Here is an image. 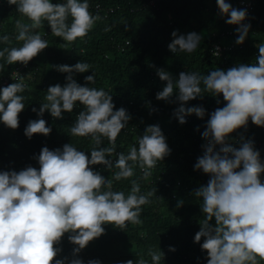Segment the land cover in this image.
<instances>
[{"label":"clouds","instance_id":"clouds-1","mask_svg":"<svg viewBox=\"0 0 264 264\" xmlns=\"http://www.w3.org/2000/svg\"><path fill=\"white\" fill-rule=\"evenodd\" d=\"M16 6L21 19L15 21V41L21 46L4 47L0 60L7 65L29 62L49 47L42 29L47 25L51 34L64 42L74 43L85 38L102 18L89 10L88 0H7ZM220 18L227 25H235V43L243 45L249 36L251 24L247 23L246 8H234L226 0H216ZM71 18V19H70ZM46 22V24H45ZM106 31L109 29H105ZM129 31L130 25L125 24ZM167 45L169 52L193 53L199 47L202 35L195 31L171 33ZM9 35L0 36V43L12 44ZM258 55L254 63H238L227 69L216 67L206 75L181 71L177 76L157 68L156 75L164 82L156 99L178 105L172 116L181 124L186 117L200 119L208 116L201 133L205 141L203 154L197 157L194 171L208 176L206 184L194 189L192 194L200 198L203 220L193 243L206 253V264H262L264 262V160L254 140L247 138L249 121L264 128V43L256 44ZM213 53L219 54V46ZM54 70L66 74L65 83L47 88L39 109L32 107L37 119L29 120L24 135L31 140L36 134L49 136L52 128L43 119L49 112L54 119H63L64 113H72L77 104L82 106L70 128L71 136L90 138L92 148L81 151L73 143L62 147L41 148L31 159V164L19 171L0 170V264H102L97 259L87 262L81 253L91 242L106 234L105 225L125 231L129 225H141L145 205L152 203L156 190L141 192L135 169L141 171V179L147 180L153 170L172 149L158 124L147 125L144 133L131 145L128 153L117 152V139L133 116L124 107L116 108L113 96L96 84V73L91 65L79 61L74 65H51ZM155 67L154 65H151ZM4 67L0 64V70ZM84 83H78L76 74L87 73ZM13 83L0 86V123L11 130L19 128V115L25 110L28 85L25 76L18 71L11 75ZM205 93L216 98L217 107L208 113L203 106H188ZM149 115L159 111L147 102ZM143 122V121H141ZM243 129V132L239 130ZM199 131V126L196 129ZM238 133V139L232 136ZM105 139L110 146H104ZM238 145V146H234ZM117 169L109 179L96 170ZM131 180V189L114 190V181ZM184 204L177 201L176 207ZM73 245L69 255L63 254L62 243ZM170 252H175L169 246ZM151 258L128 259L118 264H161L165 253L149 248ZM200 259L199 257L197 258Z\"/></svg>","mask_w":264,"mask_h":264},{"label":"trees","instance_id":"trees-1","mask_svg":"<svg viewBox=\"0 0 264 264\" xmlns=\"http://www.w3.org/2000/svg\"><path fill=\"white\" fill-rule=\"evenodd\" d=\"M252 1L254 9L246 21L251 24V30L243 45L235 43L236 26L227 25L217 15L216 0H158L154 5H149V0H88L89 10L93 15L99 14L102 19L84 42H64L53 36L47 25L41 30L47 33L44 39L48 41L49 47L23 69V73L30 76L24 78L28 88L23 93L26 107L19 115V128L11 130L0 123V170L19 171L29 164L38 168L37 161L31 157L38 155L44 146L51 150L65 143H73L90 155V138L73 137L70 133L76 116L82 110L79 103L72 113H64L63 119H54L49 112H45L43 119L52 128L49 136L36 134L29 140L24 135L28 121L37 119L36 113L31 111L32 107L39 109L40 103L45 102L49 86L65 83L66 74L57 72L51 65H74L79 61L90 64L95 71L96 84L92 87L104 88L113 96L117 109L124 107L133 116L117 139V152L127 154L146 126L153 124L161 127L172 149L171 155L158 164L147 180L141 179L139 168L135 169L132 179L138 180L141 192L156 190V195L151 197L152 203L144 206L141 215L143 223L139 226L129 225L125 231L105 225L106 234L91 242L80 254L85 262L97 258L102 264H118L119 261L134 260L141 256L150 262L148 249L160 248L165 253L161 264H206V253L201 252L199 244L193 243L203 215L201 200L192 192L208 180V176L193 168L197 157L203 154L201 145L205 141L201 133L208 116L202 120L193 114L186 117L187 123L181 125L172 116L178 105L156 99V93L164 86V82L156 75V69L163 68L178 77L181 71H196L206 75L216 67L227 69L238 63H254L258 55L255 45L264 43V0ZM52 2L62 3L64 0ZM226 2L232 6L234 4L233 0ZM110 9L113 12L109 13ZM17 19H21V16L16 6H10L7 0H0V36L9 35L13 38L11 45L0 43V50L21 46L22 42L14 39ZM125 24L130 25L129 31L124 30ZM106 28L109 30L106 31ZM174 30H179L181 34L192 31L201 34L202 40L196 51L175 55L169 52L167 45L172 40L171 33ZM231 43L232 48L219 57L210 53L215 44L227 47ZM0 64L4 65L0 70V78L9 77L13 70L23 67L20 64L9 66L3 60H0ZM91 74L89 70L76 74L74 78L83 84L84 77ZM220 100L221 104L217 105L216 98L205 93L203 100L197 98L188 102V106H203L210 113L223 106L222 96ZM149 101L151 107L159 109L152 115H149ZM198 126L199 131L196 130ZM244 135L254 140L264 160V128L249 121ZM232 136L238 139V133ZM104 146H110L106 139ZM96 170L111 179L117 169L107 170L103 166H96ZM113 188L127 194L131 189V180L114 181ZM179 199H183L184 204L177 208ZM169 246L175 247L176 251L170 252ZM62 247L64 255L71 253L73 245L68 242L67 236Z\"/></svg>","mask_w":264,"mask_h":264},{"label":"built area","instance_id":"built-area-1","mask_svg":"<svg viewBox=\"0 0 264 264\" xmlns=\"http://www.w3.org/2000/svg\"><path fill=\"white\" fill-rule=\"evenodd\" d=\"M158 1V0H149V5H154V3ZM234 1V4H233V7L234 8H246L247 11H248V17L250 16V14L252 13L253 9H254V3L252 0H233ZM111 12H113L112 9L109 10ZM216 46H219V54H215L213 53V50ZM232 48V43L229 44V46L227 47H222L218 44H215L212 46V48L210 49V53L215 56V57H219L222 55V53L226 50H230ZM26 67H22L20 69H17V70H13L12 73H10V76L9 77H5V78H0V86H7V84L12 80L11 78V75L15 74L16 71H18L21 75L25 76L26 78H29V74L28 73H23V69H25ZM31 78V77H30ZM205 143V142H204ZM234 146H238V145H235Z\"/></svg>","mask_w":264,"mask_h":264}]
</instances>
